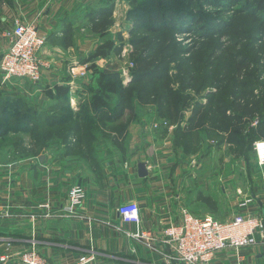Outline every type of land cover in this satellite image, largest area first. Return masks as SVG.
<instances>
[{
	"label": "rangeland",
	"instance_id": "rangeland-1",
	"mask_svg": "<svg viewBox=\"0 0 264 264\" xmlns=\"http://www.w3.org/2000/svg\"><path fill=\"white\" fill-rule=\"evenodd\" d=\"M11 4L0 0V16L8 14L10 18ZM157 4L177 11L181 9L186 12H197L204 15L206 20H209V16H216L226 22L224 26L229 23L231 27L222 28L219 34L209 39L187 33L176 34L177 38L172 44L171 38L175 33L159 35L149 32L143 22L145 17L153 13ZM230 4L226 2L224 3L226 6L221 5L219 0H99L96 2L88 10L87 29L83 31L80 23L79 34L95 33L92 29V18H96V14L104 7L112 10L113 24L106 32H101L102 43L98 55L94 57L103 61V64L95 63L90 66L91 71L94 70L92 71L94 79L92 77L89 84L82 85L81 80L78 79L76 93L71 95L63 91L45 106L37 105L33 97L25 92L13 93L0 87V165H11L10 172L14 177L10 179L20 181L23 176V166L26 167L30 161L47 160L51 167L59 170L58 175L68 180L66 192L67 208L70 209L68 213L78 216V208L85 199V186L90 183L102 186L104 179L109 175L116 176L122 167L129 165L125 162L130 148L129 139L131 134L136 132L139 140L144 138L145 141L151 142V147L147 148L149 152L152 149L171 148L170 157L175 159V163L169 180L183 181L182 175H185V170H188L187 175H192V181L195 183L191 181L192 189L186 192L187 195L189 193L192 208H201L203 213L212 214L227 223L236 212L234 211L236 203L232 205V199H236L240 207L258 206L256 200L259 196L258 192L264 191L262 182L264 167L258 164L256 158L255 142L259 137L250 136L257 124L256 119L244 118L241 122L245 128L243 144L228 142L227 135L210 124H205L202 128L189 133L177 130L178 125L186 126L197 101L206 102L208 92H216V100L221 99L231 103L233 89L243 90L244 97L247 98L249 91L252 90L255 94L261 90V86H264V17L260 18L253 14L252 10L237 12L233 8L240 9L243 5ZM11 28L9 25L4 30L10 31ZM135 38H144L148 42L162 38L163 45L170 44L171 52H178L177 57L184 61L181 78L189 68H196L201 76L212 72L211 80L204 89L198 91L199 83L196 89L181 92V104L188 105L181 108L180 124L174 123L176 119H173L172 123L164 125V117L155 104L140 102L136 96L129 102L124 101L121 86L127 85L133 79L130 52L134 48ZM245 58H248L251 66L240 74L235 68L244 62ZM171 67L175 77L179 72L178 61L172 63ZM99 69L104 73H110L102 77L101 73L96 74ZM248 72L252 73L246 76L245 73ZM111 76L116 78H110ZM221 78L223 81L219 85H212V82L217 80L219 82ZM243 82L249 83L246 88L240 86ZM10 84L7 83L5 86ZM89 85H93L91 91L88 89ZM97 87L103 90L100 95H95L93 92ZM175 88L179 89L180 85L176 84ZM212 105L217 107V101ZM154 121L159 122L160 125L153 127ZM146 128H148L147 132H145ZM162 135L164 140L160 138ZM169 136L171 144L168 147L165 142ZM108 161L111 162L110 165ZM199 179H202L205 187L198 185ZM74 188L84 190L83 197L79 196L81 198L79 204L73 202ZM181 188L179 187L180 190ZM11 190L21 191L16 188ZM200 191L202 193H199ZM199 196L201 197L198 198ZM47 206L44 203L39 204L43 209ZM186 208L194 212L188 206ZM18 214L26 217L36 216V213H28L22 209ZM25 234L10 232V240L0 238V248H5L2 249L4 251L6 248H19L18 245L22 247L21 243L24 239L29 241L25 246L27 249L22 252L14 251L15 254L6 251L0 254V261H11L14 256L20 254L22 261L24 254L34 249L37 256L51 263L39 251L44 239L28 237ZM251 249L252 247L241 253L233 248L217 251L209 262L202 264H213L215 257L221 254L232 257L238 263L248 264L243 257L247 256V252ZM89 254L92 252L82 256ZM123 257L125 260L120 258L122 264H154L144 259L137 260L133 256L123 255ZM99 258L100 256L95 254L93 264H100Z\"/></svg>",
	"mask_w": 264,
	"mask_h": 264
},
{
	"label": "crops",
	"instance_id": "crops-1",
	"mask_svg": "<svg viewBox=\"0 0 264 264\" xmlns=\"http://www.w3.org/2000/svg\"><path fill=\"white\" fill-rule=\"evenodd\" d=\"M98 1L12 0L10 18L8 14L0 16V58L10 43L1 34L3 30L9 25L13 27L17 20L34 22L38 25L39 33L47 40L41 50L46 66L38 83L13 80L10 85L0 86L2 90L25 92L33 97L37 105L45 106L53 100L58 89L66 88L72 95L78 91V79L82 85L89 84V80L92 77L94 79V70L91 71L90 66L103 64V61L94 57L98 55L102 36L96 32L80 35L79 30L81 24L83 31L87 29L88 10ZM136 135V132L132 133L129 139L130 148L125 161L129 165L122 167L116 176L109 175L102 186L96 183L86 185L85 199L78 208V216L68 213V180L58 175L59 170L51 167L47 160H32L26 167L23 166L20 181L10 179L14 177L10 172V164L0 165V238L10 240V232L43 238L44 244L39 247V251L52 264H73L87 252L98 254L100 264H122L120 258L124 259L123 255L152 261L154 264H167L169 247L163 243V236L170 222L180 220L181 210L187 206L196 214L207 213L190 205V196L186 192L192 189V175H187L188 170L182 175L183 181L176 179L172 182L168 179L175 163V159L170 157L171 148L152 149L149 152L147 148L151 147V142L144 138L139 140ZM160 138L164 140L163 135ZM167 139L164 142L169 147L170 136ZM139 162L147 163V177L138 175ZM107 163L110 165L111 162ZM262 178L264 183V176ZM201 180H198V185L205 187ZM179 187H182L181 190ZM12 188L21 191L14 192ZM258 193V206L240 207L238 201L232 199V205L236 203L235 213L251 211L264 216V191ZM131 200L140 203V225L124 222L118 213V206ZM42 203L48 205L47 208H40L39 204ZM21 209L36 213V216L18 214ZM129 232L138 235L130 236ZM255 238L258 242L243 258L248 264H264L263 239L260 234ZM27 242L24 239L21 243L23 246L18 245L19 248H6L5 251L2 250L5 248H0V254L6 251L22 252L27 249ZM236 263L226 254L217 255L213 261V264ZM0 264H23L21 254L14 256L11 261H0Z\"/></svg>",
	"mask_w": 264,
	"mask_h": 264
},
{
	"label": "trees",
	"instance_id": "trees-1",
	"mask_svg": "<svg viewBox=\"0 0 264 264\" xmlns=\"http://www.w3.org/2000/svg\"><path fill=\"white\" fill-rule=\"evenodd\" d=\"M5 1L12 3V0ZM219 1L221 5H224L226 2L231 3L230 5L232 6L241 4L243 6L240 9H233L237 12L241 10H252L253 14L260 16V18L264 17V0ZM96 15V18H92L93 31L96 33L106 32L113 24L112 10H108L104 7L99 10ZM218 20L220 22H218ZM143 22L147 25L146 29L149 32L159 35H170L168 33H175L171 38L172 44L175 38H177L176 34L187 33L191 36L200 35L203 39H209L219 34L222 28L229 29V27H231L229 23L224 26L226 22L216 16H209V20H206L204 15L197 14V12L192 13L181 9L177 11V9L174 8H163L160 4L155 6L153 13L145 17ZM133 43L134 48L130 52L133 63V79L127 85L121 86V94L123 95L124 101L129 102L136 96L140 102L155 104L161 116H163L164 120L168 123H172L173 119H176L174 123L180 124V119L182 117L180 113L181 108L188 105L181 104V92L188 89H196L199 83L200 87L198 91L204 89L211 80L212 72H208V74L201 76L198 73L199 70L196 68H189L181 78L180 74L183 71L182 65L184 61L177 57L178 52H171L170 44L163 45L162 38L158 40L153 39L149 42L144 38H135ZM175 61H178L177 68L179 72H177L174 77L171 65ZM250 66L251 62L248 58H245L244 62L238 65L235 70H239L241 74L243 70L249 69L248 67ZM99 71H97L96 74L101 73L100 76L102 77L110 73ZM251 73L252 72H248L245 73V75L248 76V74L251 75ZM240 74H238V76ZM112 76L110 78H116ZM222 81L223 79L221 78L219 82L218 80L212 82V85H219ZM176 84L180 85L179 89L175 88ZM248 84V82H243L240 86L246 88ZM92 86H88L90 91ZM63 91L69 92L66 88H60L56 95H54V98ZM93 92L95 95H100L103 90L97 87L93 89ZM251 93L252 90L249 91V97L246 98L244 97L243 90L238 91L233 89L231 93L232 101L229 103L221 99L216 100L217 93L210 91L206 96V102L199 100L194 104L186 126L181 127L178 125L177 130L187 131L189 133L202 128L205 124H210L217 130L225 133L228 142L243 144L245 140V128L243 126L244 124H241V122L244 118H247L248 120L256 119L257 121L250 136H258V139L264 138V86H261V90L257 93H252V97H250ZM216 101L218 105L214 107L212 104ZM124 127H126V125H124ZM123 152L124 151H122V153ZM202 191L199 193H202ZM200 197L201 196L198 198Z\"/></svg>",
	"mask_w": 264,
	"mask_h": 264
},
{
	"label": "built area",
	"instance_id": "built-area-1",
	"mask_svg": "<svg viewBox=\"0 0 264 264\" xmlns=\"http://www.w3.org/2000/svg\"><path fill=\"white\" fill-rule=\"evenodd\" d=\"M6 30V29H5ZM4 30V36L10 40L8 48L0 58V86L13 80H28L38 83L43 76L46 64L41 57V50L47 40L39 33L34 22L15 21L10 31ZM163 124L168 122L163 120ZM159 122L154 121L153 127ZM148 128L145 129L147 132ZM257 162L264 167V138L255 142ZM127 165V164H126ZM73 202L80 203L84 190L74 188ZM79 196L81 198H79ZM180 220L171 221L164 230L163 243L169 247L168 264H202L209 262L217 251L233 248L238 253L253 247L258 241L255 236L261 235L264 242V216L251 211L233 214L225 223L212 214L199 215L188 208L181 210ZM118 213L127 223L140 225L141 206L138 201H128L118 206ZM128 235H138L129 232ZM32 251L24 254L23 264H52ZM95 254L82 256L75 264H93Z\"/></svg>",
	"mask_w": 264,
	"mask_h": 264
},
{
	"label": "water",
	"instance_id": "water-1",
	"mask_svg": "<svg viewBox=\"0 0 264 264\" xmlns=\"http://www.w3.org/2000/svg\"><path fill=\"white\" fill-rule=\"evenodd\" d=\"M149 174L147 163L146 162H139L138 163V175L140 177H147Z\"/></svg>",
	"mask_w": 264,
	"mask_h": 264
}]
</instances>
